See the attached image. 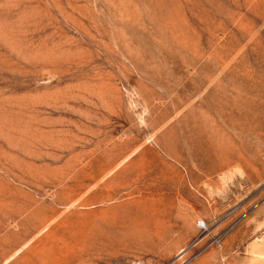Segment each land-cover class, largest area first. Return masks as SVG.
Returning <instances> with one entry per match:
<instances>
[{
  "label": "rangeland",
  "instance_id": "374dc122",
  "mask_svg": "<svg viewBox=\"0 0 264 264\" xmlns=\"http://www.w3.org/2000/svg\"><path fill=\"white\" fill-rule=\"evenodd\" d=\"M0 264H264V0H0Z\"/></svg>",
  "mask_w": 264,
  "mask_h": 264
}]
</instances>
